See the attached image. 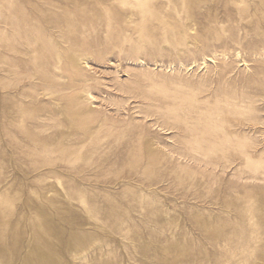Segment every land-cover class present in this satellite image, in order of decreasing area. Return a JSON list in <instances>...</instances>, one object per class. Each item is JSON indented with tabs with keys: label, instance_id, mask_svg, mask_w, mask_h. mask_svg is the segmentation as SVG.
<instances>
[{
	"label": "rangeland",
	"instance_id": "374dc122",
	"mask_svg": "<svg viewBox=\"0 0 264 264\" xmlns=\"http://www.w3.org/2000/svg\"><path fill=\"white\" fill-rule=\"evenodd\" d=\"M0 62V264H264V0H0Z\"/></svg>",
	"mask_w": 264,
	"mask_h": 264
},
{
	"label": "bare ground",
	"instance_id": "6f19581e",
	"mask_svg": "<svg viewBox=\"0 0 264 264\" xmlns=\"http://www.w3.org/2000/svg\"><path fill=\"white\" fill-rule=\"evenodd\" d=\"M1 1H4V0H1ZM2 5H4V4H1V6H2ZM2 7H3V6H2ZM74 8H75V7H74ZM30 25H31V24H30ZM30 25H29V26H30ZM18 32H19V31H18ZM26 32H27V31H26ZM30 32H31V31H30ZM38 34H39V33H38ZM7 41H8V40H7ZM8 48H10V49L13 48V49H14L15 47H11V46L9 45ZM4 51H5V49H4ZM1 52H2V51H1ZM16 52H17V51H16ZM8 58H9V57H8ZM10 58H11V57H10ZM11 60H12V59H11ZM7 61H8V60H7ZM2 62H3V61H2ZM0 63H1V62H0ZM14 65H15V64H14ZM9 66H11V62H10V65H9ZM9 66H8V67H9ZM14 67H15V66H14ZM14 67H12V68H14ZM9 68H10V67H9ZM7 69H8V68H7ZM9 73H10V72H9ZM183 143H184V142H183ZM221 143H222V142H221ZM223 144H224V143H223ZM215 145H216V144H215ZM184 155H185V154H184ZM180 156H181V154H180ZM192 161H193V160H192ZM215 163H216V162H215ZM216 164H217V163H216ZM202 165H203V164H202ZM217 165H218V164H217ZM217 167H218V166H217ZM212 171H213V170H212Z\"/></svg>",
	"mask_w": 264,
	"mask_h": 264
}]
</instances>
